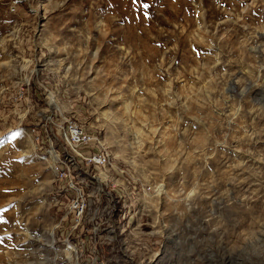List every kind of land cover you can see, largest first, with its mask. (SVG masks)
Here are the masks:
<instances>
[{
    "label": "rangeland",
    "instance_id": "374dc122",
    "mask_svg": "<svg viewBox=\"0 0 264 264\" xmlns=\"http://www.w3.org/2000/svg\"><path fill=\"white\" fill-rule=\"evenodd\" d=\"M152 263L264 264V0H0V264Z\"/></svg>",
    "mask_w": 264,
    "mask_h": 264
},
{
    "label": "built area",
    "instance_id": "2783aa9c",
    "mask_svg": "<svg viewBox=\"0 0 264 264\" xmlns=\"http://www.w3.org/2000/svg\"><path fill=\"white\" fill-rule=\"evenodd\" d=\"M66 141L70 147L77 148L78 146L90 141L89 135H87L83 129L77 125H70L66 131ZM108 156L94 155L88 158V162L92 165L104 167L107 164Z\"/></svg>",
    "mask_w": 264,
    "mask_h": 264
},
{
    "label": "bare ground",
    "instance_id": "6f19581e",
    "mask_svg": "<svg viewBox=\"0 0 264 264\" xmlns=\"http://www.w3.org/2000/svg\"><path fill=\"white\" fill-rule=\"evenodd\" d=\"M53 156V155H52ZM98 181V180H97ZM74 252H75V250L73 249V247H67V253H70L71 255H74L75 256V254H74ZM156 261V260H155ZM153 263H154V261H153ZM152 263V264H153Z\"/></svg>",
    "mask_w": 264,
    "mask_h": 264
}]
</instances>
